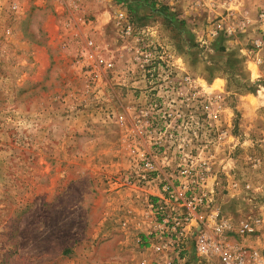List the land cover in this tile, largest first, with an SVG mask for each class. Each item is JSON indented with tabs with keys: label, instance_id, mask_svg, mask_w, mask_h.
Segmentation results:
<instances>
[{
	"label": "rangeland",
	"instance_id": "obj_1",
	"mask_svg": "<svg viewBox=\"0 0 264 264\" xmlns=\"http://www.w3.org/2000/svg\"><path fill=\"white\" fill-rule=\"evenodd\" d=\"M183 1L201 6L187 26L199 35L150 27ZM261 13L264 0H0V264H139L155 224L157 183L141 180L134 149L150 100L172 114L179 152L213 156L216 206L235 224L259 220L245 239L264 254ZM146 46L162 55L150 74L136 63ZM89 53L114 68L89 70ZM202 101L214 116L200 128L187 114Z\"/></svg>",
	"mask_w": 264,
	"mask_h": 264
},
{
	"label": "built area",
	"instance_id": "obj_2",
	"mask_svg": "<svg viewBox=\"0 0 264 264\" xmlns=\"http://www.w3.org/2000/svg\"><path fill=\"white\" fill-rule=\"evenodd\" d=\"M118 18L125 25L129 22L125 12L119 13ZM258 21L264 28V13L259 15ZM246 23L240 20L237 28H225L219 22L212 28V35L222 32L231 35L237 32L236 29L244 30ZM263 43L264 32L254 44L255 49L259 50ZM148 48L139 49L144 52L140 54L138 51L136 63L150 74L153 64L162 55L158 47ZM263 60L260 58L259 62L263 63ZM86 63L88 69L98 66L109 70L114 68L111 60L90 53ZM155 109L154 101L150 100L136 118L139 126L134 149L142 168L140 177L147 184L157 183L152 205L154 231L142 251L139 264H264V254L247 244L245 239L256 235L260 221L243 220L235 224L231 218L222 215L215 204V193L208 189L213 156L204 158V148L195 157L179 152L176 143L180 137L169 130L167 122L172 114L163 110L165 108L160 112ZM192 109L195 110L187 115L197 124L204 114L209 119L214 116L210 103L202 101L199 107ZM120 119L123 121V117ZM174 119L181 120L183 116L176 114ZM195 137H198L197 133ZM171 149L182 156L178 160H169ZM234 236L243 240V245L239 246L240 241Z\"/></svg>",
	"mask_w": 264,
	"mask_h": 264
},
{
	"label": "crops",
	"instance_id": "obj_3",
	"mask_svg": "<svg viewBox=\"0 0 264 264\" xmlns=\"http://www.w3.org/2000/svg\"><path fill=\"white\" fill-rule=\"evenodd\" d=\"M196 7L199 9L201 6H199L197 3L187 4L184 1L180 2L177 4L178 9L176 10V12L179 13V16L174 15L175 11L173 10V7H170V9L168 8V11H167V9H165L166 10L165 13H161V16L154 17L152 19L153 21L150 23L153 25H150V27H155V29L157 31H162V32H157L160 34L163 33V30H164L167 33L166 38H168L170 40H171V38L177 40L176 36L180 37V34H187L189 37H193L192 33H196L197 35H199V33L195 32V29L192 30L191 26L189 27L190 31L187 29V26H189L190 23H198V19L200 17V11L201 10H196L194 12L193 8H196ZM214 12H218V10L213 9L212 12H209V10L204 11V14H205L204 18L209 17V13H214ZM249 16H252L250 11H249ZM182 21L183 22L185 21V23H184L185 26H182V25L178 26V24ZM169 34L172 35L173 37H170ZM253 34L254 33H252L251 35H253ZM161 36H163V35H161ZM162 38H164V37H162Z\"/></svg>",
	"mask_w": 264,
	"mask_h": 264
}]
</instances>
